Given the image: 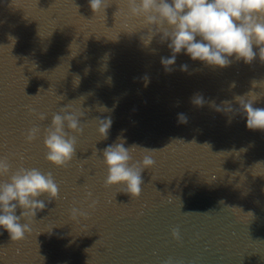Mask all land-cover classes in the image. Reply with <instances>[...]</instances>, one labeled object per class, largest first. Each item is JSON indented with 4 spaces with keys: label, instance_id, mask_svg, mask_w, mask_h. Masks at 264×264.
<instances>
[{
    "label": "water",
    "instance_id": "obj_1",
    "mask_svg": "<svg viewBox=\"0 0 264 264\" xmlns=\"http://www.w3.org/2000/svg\"><path fill=\"white\" fill-rule=\"evenodd\" d=\"M120 9L125 0H109L97 16L88 0H0V158L12 171L50 172L59 186L57 200L38 198L46 207L23 241L0 228V264H264V131L249 130L235 113V97L249 92L264 108V63L233 56L228 67H210L181 52L165 72L167 42L157 35L145 47L147 29L138 20L125 28ZM197 95L202 107L192 103ZM225 101L233 113L216 110ZM68 105L84 112L83 133L69 166L58 168L45 159L44 129ZM108 117L100 140L96 119ZM33 126L41 131L29 143ZM118 137L126 148L163 149L141 173L138 199L104 186L103 149ZM132 155L141 160L143 150ZM73 207L88 219L71 220Z\"/></svg>",
    "mask_w": 264,
    "mask_h": 264
},
{
    "label": "clouds",
    "instance_id": "obj_2",
    "mask_svg": "<svg viewBox=\"0 0 264 264\" xmlns=\"http://www.w3.org/2000/svg\"><path fill=\"white\" fill-rule=\"evenodd\" d=\"M88 2L95 16L104 14L109 5V0ZM125 8L126 11H118L123 13L125 28L129 26L128 22L138 20L141 21L139 30L147 29V33L140 37L145 47L157 35L160 43L167 42L172 55L170 58H161L165 72L172 70L176 56L181 52L193 61H200L210 67H228L231 64L230 57L233 56L237 61L251 64L258 55L261 63H264V0H125ZM116 14L117 12L115 17ZM134 32L136 31L131 33ZM9 39L15 43L13 37ZM181 71H187V65H181ZM144 81L147 87L148 78L144 77ZM78 84L79 77H76L74 86ZM255 86L256 82L253 81V87ZM246 95L250 98L235 97L240 106L235 113L246 117V127L249 130L264 131V108L253 106L258 99L256 94L249 92ZM192 103L202 107L205 101L202 96L197 95L193 97ZM224 104L227 107H217L216 110L226 114L233 113L230 102L225 101ZM31 111L38 120L46 119L45 113L37 114L34 109ZM83 116V111L72 109L70 105L60 108L59 112L52 115L51 124L44 129L43 140L45 159L50 164L58 168L69 166L76 155L77 136L83 133L80 122ZM96 120L100 140H106L112 119L108 117ZM178 122L187 123V118L179 114ZM40 131L38 126L31 127L26 141H34ZM69 132L76 135H69ZM117 141L103 149V162L107 168L104 186H123L121 192L130 194L132 199H138L143 184L141 173L155 166L153 154L163 149H148L137 145L126 148L121 137ZM138 148L143 150L142 159L134 161L132 153ZM0 177H7L5 182L0 183V228L9 233L13 242H20L32 231L29 221L34 220L37 212L46 207L45 202L38 198L46 196L49 202L57 200L59 186L50 172L43 173L37 168L23 166L12 171L7 157L0 158ZM87 197H92L90 191L87 192ZM97 204L98 201L93 199L89 208L94 209ZM18 208L21 209L20 215H16ZM88 217L87 211L76 207L70 211V219L73 221L79 222L80 218L87 220ZM171 235L179 241V228H173ZM165 264H173L172 258L166 260Z\"/></svg>",
    "mask_w": 264,
    "mask_h": 264
}]
</instances>
